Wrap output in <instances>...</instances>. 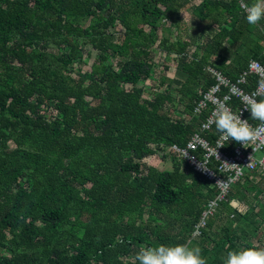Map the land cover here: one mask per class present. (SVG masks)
Masks as SVG:
<instances>
[{
    "label": "trees",
    "instance_id": "1",
    "mask_svg": "<svg viewBox=\"0 0 264 264\" xmlns=\"http://www.w3.org/2000/svg\"><path fill=\"white\" fill-rule=\"evenodd\" d=\"M189 3L0 0V264H132L159 244L198 246L207 264H222L264 238V175L246 173L252 186H233L193 236L216 191L167 152L207 114L192 109L214 84L209 67L233 80L249 60L264 66V19L249 25L238 0H200L197 47L180 37L166 45L185 74L180 86L162 78L147 97L139 85L153 74L152 31L170 35ZM86 48L96 56L84 70ZM257 82L250 76L245 89ZM218 134L213 126L207 138ZM154 155L170 168L144 161Z\"/></svg>",
    "mask_w": 264,
    "mask_h": 264
},
{
    "label": "built area",
    "instance_id": "2",
    "mask_svg": "<svg viewBox=\"0 0 264 264\" xmlns=\"http://www.w3.org/2000/svg\"><path fill=\"white\" fill-rule=\"evenodd\" d=\"M238 1L240 2V0ZM208 72L214 79V84L201 94L200 98L194 102L192 109L194 117L199 118L204 112L207 113L206 116L199 122L198 130L189 136L183 147L172 145L167 148V152L176 154L181 163H184L194 172L204 177L216 191L215 196L205 204L198 222L194 225L193 236H199L201 231L207 228L208 222L215 216L220 204L229 201L227 198L232 187L242 182L246 173L257 172L262 176L264 175V149L253 152L251 147L245 148L241 144L229 140L223 147L216 149L219 160L215 156L209 157L210 150L214 149L220 140V134L210 142L207 134L212 130L213 126L211 128L206 127L212 112L221 102H226L233 112L238 113L240 111L241 119H246L245 114L250 112L243 109L242 97L251 95L264 85V66L256 60H249L246 68L233 80L213 67H209ZM250 76L257 78L258 82L253 89L246 90L245 86ZM249 124L253 128L264 127L259 121L255 125L250 122ZM185 152L188 153L183 157ZM251 155L253 164L247 166ZM223 162L240 165L244 168L243 175L236 176L234 171L228 170L222 164ZM200 164L206 167L207 170L202 169ZM233 177L235 178L233 179ZM220 181H223V183H217Z\"/></svg>",
    "mask_w": 264,
    "mask_h": 264
},
{
    "label": "clouds",
    "instance_id": "3",
    "mask_svg": "<svg viewBox=\"0 0 264 264\" xmlns=\"http://www.w3.org/2000/svg\"><path fill=\"white\" fill-rule=\"evenodd\" d=\"M239 7L251 26L257 25L264 19V0H240ZM257 97H260L257 99ZM243 109L250 112L252 120L264 125V85L251 95L242 97ZM215 127L220 134L217 146L211 149L209 157L215 156L219 160L217 148L223 147L229 140L251 147L253 152L264 149V127L253 128L248 120L241 119V112H233L226 102H221L212 112L206 127ZM188 152L184 153L185 157ZM247 166L253 164L252 155ZM228 170L234 171L236 176L243 175L244 168L237 164L222 163ZM200 167L207 170L202 164ZM235 177H233L234 179ZM223 183V181L217 182ZM198 246L188 244L164 245L141 247L134 255L132 264H207L201 255ZM222 264H264V247L252 246L230 250L222 258Z\"/></svg>",
    "mask_w": 264,
    "mask_h": 264
},
{
    "label": "rangeland",
    "instance_id": "4",
    "mask_svg": "<svg viewBox=\"0 0 264 264\" xmlns=\"http://www.w3.org/2000/svg\"><path fill=\"white\" fill-rule=\"evenodd\" d=\"M200 0H190L189 5H186L179 14L175 16L176 20V26L177 29H172L171 34L168 35V32H164L162 29H156L155 31H152L154 43L152 48V56L151 60L154 62V69L152 76L139 83L140 86H142L144 94L147 97H150L155 90H162L165 88V84L162 86H158L159 82L162 80V78H170L171 81V90L175 91L179 86L180 83L184 80L185 74L182 73L179 69H176V59L172 52L166 53V45L170 42L174 41L175 38L180 37L182 41H184L186 44L189 45L190 51H193L194 48L197 47V39L199 36V32L202 30L203 26H205V23L200 24L201 22L192 15V9L195 4H197ZM219 12H222V10L219 8ZM220 18V17H218ZM169 23H165V26L167 27ZM173 25V24H172ZM210 30H213L214 27H209ZM147 30V27L145 28ZM113 38L117 37L119 34L123 32L122 29H114L113 30ZM210 32V31H209ZM166 38V42H165ZM199 43V41H198ZM85 52H90V57L87 58L86 64H84L83 69L86 70L89 68V65L92 63L93 59L95 58V51L91 50L90 48H86ZM167 54V55H166ZM164 67H168L167 72L165 71ZM159 87V88H157ZM161 87V88H160ZM182 107L178 108V113L181 116H185L181 113ZM144 161L147 164H152L156 166L159 169H169L170 168V162L162 161L156 155L149 156L144 159ZM228 227H233V223L228 220L225 223ZM239 226L241 228H248V223L244 220H241L239 222ZM262 229L264 230V226H262ZM258 247H264V238L261 235L259 243H257Z\"/></svg>",
    "mask_w": 264,
    "mask_h": 264
},
{
    "label": "crops",
    "instance_id": "5",
    "mask_svg": "<svg viewBox=\"0 0 264 264\" xmlns=\"http://www.w3.org/2000/svg\"><path fill=\"white\" fill-rule=\"evenodd\" d=\"M249 2H250V0H249ZM200 24H203V23L201 22ZM205 27H206V26H203L202 29H204ZM205 30L207 31V29H205ZM200 32H201V31H200ZM200 32H199V33H200ZM241 185H243V187H247V188H249V187L252 186V184H251L249 181H247L245 178L242 180ZM245 193H247V192H245ZM247 206H248V203H247Z\"/></svg>",
    "mask_w": 264,
    "mask_h": 264
}]
</instances>
